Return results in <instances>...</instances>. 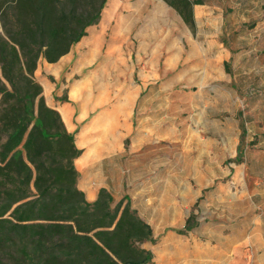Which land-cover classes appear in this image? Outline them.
I'll list each match as a JSON object with an SVG mask.
<instances>
[{"label": "rangeland", "instance_id": "1", "mask_svg": "<svg viewBox=\"0 0 264 264\" xmlns=\"http://www.w3.org/2000/svg\"><path fill=\"white\" fill-rule=\"evenodd\" d=\"M107 12L112 19L92 40L101 50H118L106 70L88 74L85 39L63 66L48 71L43 64L34 77H46L50 97L71 110L68 126L84 145L91 118L101 111L109 123L142 128V136L125 137L123 146L130 152L154 149L155 156L129 175L126 203L154 227L160 220L193 217L187 231L201 234L196 238L208 245L209 256L215 254L219 228L247 215L250 183H261L250 175L264 173V0H206L194 9L192 27L162 0H109ZM221 30H239L233 39L224 32L233 57L215 51ZM117 94L123 106L131 104L130 119L121 117L126 110L117 119L107 114ZM150 172L160 178L141 179Z\"/></svg>", "mask_w": 264, "mask_h": 264}, {"label": "trees", "instance_id": "2", "mask_svg": "<svg viewBox=\"0 0 264 264\" xmlns=\"http://www.w3.org/2000/svg\"><path fill=\"white\" fill-rule=\"evenodd\" d=\"M189 26L202 0H164ZM107 0H0V264H147L152 229L101 188L77 187L80 154L35 79L96 24ZM193 217L186 220L187 231Z\"/></svg>", "mask_w": 264, "mask_h": 264}, {"label": "crops", "instance_id": "3", "mask_svg": "<svg viewBox=\"0 0 264 264\" xmlns=\"http://www.w3.org/2000/svg\"><path fill=\"white\" fill-rule=\"evenodd\" d=\"M162 1L165 2L164 0ZM108 2L109 0H107L102 9L99 21L87 28L86 35L83 36L79 42L74 44L68 53L60 57V59L54 63H48L44 59H39L35 71H40V67L43 64L47 66L48 71L57 65L63 66L68 59V55L75 50L74 47L85 39H88V51L90 54L88 60L89 67L87 69L88 74H96V71L100 69L106 70V66H108V63L112 60L111 54L118 50L117 48H113L114 45H106L105 49L101 50L102 45L97 47L96 44H92V40L97 28L104 24L105 21H110V19H112L107 12ZM205 2L206 0H202L201 3L194 4L193 11L197 8L202 9ZM238 31L239 30H232L228 32V30H226L225 32L224 30L226 35L230 36L232 39L238 36ZM224 32H222V30L220 32V41L222 43L217 46L219 48H216L215 51L222 52V49H224V51L226 50V53H228V57H233L229 54L231 51L229 45L230 41L228 40L229 37L226 41ZM223 45H225V48ZM211 53H213V47L207 52L209 55L204 57V63L207 69L212 66ZM220 60V66L222 71H224L223 59L220 58ZM215 64L219 66V62L216 61ZM48 71L45 75H48ZM58 71L63 73L61 72L62 70ZM36 76L37 75H35V77ZM45 78L46 77L35 78L43 88L45 101L50 107L56 109L60 113L67 131L72 133L74 126L70 125L69 127L68 122L69 119H73V114L71 110H69L68 113L65 112L66 104L57 103L50 97V92L47 88L48 82ZM211 80H213V78ZM117 95V103L111 105L107 114L109 113L113 119H117L121 114L120 111L126 110L125 115H121V117L130 119V117H132V112H130L131 104L130 106H128V104L123 106L122 101L124 97H121L122 95L120 94ZM138 96L139 93L137 92L136 95H133L132 101L137 100ZM105 113L106 112L101 111L98 112L97 115L92 116L90 121L91 124L87 128L90 139H88L85 145L83 142H78L80 138L76 139L74 137L75 145L80 149V154L74 159V165L78 171L77 187L84 193L87 201H94L97 198L99 190L105 188L113 197L114 202L123 200L124 204L126 203L125 196L127 194L124 185H126L125 183L129 175L133 174L136 168L145 167V164L155 156L153 154L154 149H151L150 152L146 151V147L143 148V150H137V152H135V150L134 152H130V150L127 151L122 141L125 137L137 140L142 136L140 133L142 128L132 124L122 125L109 123ZM83 118H85V115L79 114L78 120L82 121ZM111 134H115V136H111ZM112 141H114V146L111 145ZM150 176L160 178L159 172H150L142 176L141 179H147L150 178ZM250 178L253 180L258 179L261 183H250L251 188L249 189V195L250 198L252 197L253 199L251 198V204L246 210L247 215L244 218H240L239 222H232L231 224L224 225L225 228L224 226L219 228L220 233L217 234L219 242H216L215 246V252L217 253L211 254L210 256L207 251L208 245L199 240L200 238H196L198 237L197 235L201 236V234H194L195 232L192 231H182L186 221L182 219L160 220L154 227L153 224L144 220L137 213L152 229L153 241H146L141 244L143 248L150 250L152 253V260L147 264H264V173L256 175L255 178L250 175ZM133 184L134 186L137 185L135 183ZM144 195L145 194H141L140 196L143 197ZM131 208L134 209L133 206H131ZM169 208L170 206L167 207V209ZM224 234L227 236L224 237ZM228 235L231 237H228ZM233 236L238 237L235 239ZM230 238H233L234 242L229 247H225L224 244L228 242Z\"/></svg>", "mask_w": 264, "mask_h": 264}]
</instances>
